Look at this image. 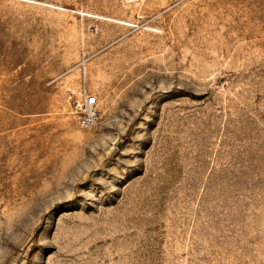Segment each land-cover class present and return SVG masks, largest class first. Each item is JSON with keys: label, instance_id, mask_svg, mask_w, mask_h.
<instances>
[{"label": "rangeland", "instance_id": "374dc122", "mask_svg": "<svg viewBox=\"0 0 264 264\" xmlns=\"http://www.w3.org/2000/svg\"><path fill=\"white\" fill-rule=\"evenodd\" d=\"M0 264H264V0H0Z\"/></svg>", "mask_w": 264, "mask_h": 264}, {"label": "built area", "instance_id": "2783aa9c", "mask_svg": "<svg viewBox=\"0 0 264 264\" xmlns=\"http://www.w3.org/2000/svg\"><path fill=\"white\" fill-rule=\"evenodd\" d=\"M99 97L84 89L80 97L74 101L72 114L77 124L83 128H91L95 126L101 117Z\"/></svg>", "mask_w": 264, "mask_h": 264}]
</instances>
